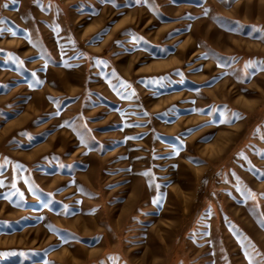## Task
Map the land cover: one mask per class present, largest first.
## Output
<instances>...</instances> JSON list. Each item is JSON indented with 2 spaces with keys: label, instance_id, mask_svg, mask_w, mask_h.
<instances>
[{
  "label": "rangeland",
  "instance_id": "374dc122",
  "mask_svg": "<svg viewBox=\"0 0 264 264\" xmlns=\"http://www.w3.org/2000/svg\"><path fill=\"white\" fill-rule=\"evenodd\" d=\"M261 193L264 0H0V264H264Z\"/></svg>",
  "mask_w": 264,
  "mask_h": 264
},
{
  "label": "snow or ice",
  "instance_id": "6c2138e0",
  "mask_svg": "<svg viewBox=\"0 0 264 264\" xmlns=\"http://www.w3.org/2000/svg\"><path fill=\"white\" fill-rule=\"evenodd\" d=\"M137 2H139V0H137ZM145 2H146V0H145ZM233 115H236L235 113H233ZM240 117L239 116H237V119H239ZM186 131H188V132H190L191 131V129H187ZM240 155H243V153H240ZM245 159H246V157H245ZM145 174H147V173H145ZM237 179H239V178H237ZM249 194L251 195L252 193H251V190H249ZM261 195H264V193H261ZM154 202H155V200H154ZM90 212H94L95 211V209H90L89 210ZM98 238V237H97Z\"/></svg>",
  "mask_w": 264,
  "mask_h": 264
}]
</instances>
